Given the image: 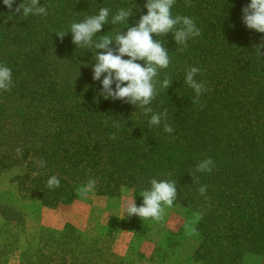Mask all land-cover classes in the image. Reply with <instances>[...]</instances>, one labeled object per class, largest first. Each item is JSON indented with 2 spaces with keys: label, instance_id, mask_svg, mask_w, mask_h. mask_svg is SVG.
<instances>
[{
  "label": "trees",
  "instance_id": "1",
  "mask_svg": "<svg viewBox=\"0 0 264 264\" xmlns=\"http://www.w3.org/2000/svg\"><path fill=\"white\" fill-rule=\"evenodd\" d=\"M22 2L15 0L10 10L0 0V64L11 69L13 79L10 90L0 91V174L21 168L12 179L20 196L55 208L95 179L94 195L119 197L129 188L142 204L140 194L151 179L175 180L173 207L194 217L197 245L186 260L243 264L254 256L264 261V48L258 56L254 47L264 42V33L243 23L242 9L251 0H192V7L176 0L173 16L193 18L202 33L182 53L172 33L153 34L171 57L157 79L168 75L173 81L158 90L150 107L155 113L167 109L171 134L163 124L149 126L151 114L142 109L104 99L103 76L93 79L94 53L73 44L70 31L63 41L56 36L102 7L111 9L109 23L94 39L126 33L147 14V0H39L48 14L28 17L15 12ZM129 7L127 27L110 23L119 8ZM191 67L201 70L195 79L210 89L200 97L202 109L192 103L195 93L184 82ZM41 158L43 168L36 163ZM208 158L215 162L213 171L195 172ZM52 176L60 180L59 188H48ZM201 185L207 186V200L198 192ZM0 215L23 225V214L13 205L0 203ZM156 225L135 227V238L147 236L154 243L151 260L164 262L170 240L162 227L153 231ZM109 232L89 238L71 224L60 231L41 228L39 244L25 251L20 264H130L111 252L116 237Z\"/></svg>",
  "mask_w": 264,
  "mask_h": 264
},
{
  "label": "clouds",
  "instance_id": "2",
  "mask_svg": "<svg viewBox=\"0 0 264 264\" xmlns=\"http://www.w3.org/2000/svg\"><path fill=\"white\" fill-rule=\"evenodd\" d=\"M5 6L10 10L13 8L15 0H3ZM176 0H147L144 5L147 14L142 15L135 26L128 27L126 33L117 31L114 35H101L99 33L103 25L109 23L111 9L102 7L98 14L87 16L82 22H72L68 31H59L56 33L61 41L70 31L72 34V43L77 47L89 49L94 53L96 63L93 65V79L100 81L102 79V90L99 93L104 99L121 100L130 103L143 110L145 115L150 116L149 126H160L163 124L164 132L171 134L174 128L167 123V109L163 113H155L150 107L153 100L158 95V90H167L172 85V78L165 75L162 81L157 77L161 70L169 68L171 57L169 51L163 46L160 39H153V34L157 37H164L168 33L173 34L177 47L176 51L183 52L188 47V41L201 36V30L195 24L193 18L172 14L173 6ZM186 7L194 6L192 0H185ZM133 8H119L112 15L111 24H125L127 27L128 19L133 15ZM16 13H21L23 17L29 15L46 16L47 8L40 5L39 0H23L15 8ZM242 20L248 29L255 30L258 33H264V0H251L242 9ZM12 17H9L11 19ZM264 41V37L261 38ZM115 44L114 47L110 45ZM255 51L258 56H262L260 48H264V42L256 45ZM94 50V51H93ZM97 50H103L102 52ZM124 57H128L125 59ZM137 61H143L144 64ZM201 70L197 67H191L187 70L185 83L194 91L192 98L194 105H200V97L207 91H210L204 83L195 79ZM113 85L115 87L113 88ZM159 85V89L158 86ZM13 86L12 71L9 67L0 64V91H8ZM201 109L203 105H200ZM107 124V120H105ZM119 128V124H113ZM110 139H116L113 133ZM175 137H173L174 139ZM16 153L23 155L22 148H16ZM37 166L43 168L46 161L42 158L36 161ZM215 168V162L211 159H205L199 162L195 172L211 173ZM194 183L198 180L192 174ZM97 181L89 179L87 184L77 189V194L81 197H87L89 193L95 190ZM175 180H157L151 179L149 189L144 190L140 195L143 197V203L137 206L134 198L122 204V209L127 217L138 216L144 222L152 220L161 223L165 220L167 210L171 209L177 199L178 191ZM50 189L59 188L60 180L57 176H52L47 181ZM200 195H206L207 186L201 185L198 189ZM123 216V218H124ZM202 214H197V219ZM195 229L190 224L185 225V234L192 235Z\"/></svg>",
  "mask_w": 264,
  "mask_h": 264
},
{
  "label": "rangeland",
  "instance_id": "3",
  "mask_svg": "<svg viewBox=\"0 0 264 264\" xmlns=\"http://www.w3.org/2000/svg\"><path fill=\"white\" fill-rule=\"evenodd\" d=\"M21 172L20 167H14L0 174V203L13 205L22 212L24 218L23 225L18 226L15 222L5 221L0 215V264H20L25 251L39 244L41 228L60 231L67 224L73 225L89 238H98L110 230L109 233L116 237L113 242L110 241L111 252L117 257L126 258V262L131 261L130 264H193L186 258L196 248V235L195 232L186 235L185 225L190 224L194 228V217L185 209H168L165 220L157 223L153 229L162 227L163 236L170 240L169 243L165 241L164 248L171 253L167 260L159 262L150 258L154 251L153 241L144 235L138 240L134 233L137 230L135 227L151 226L153 221L144 222L138 216H124L122 204L126 201L134 198L137 206L142 205L131 189L123 188L119 197L96 196L91 192L87 197L78 196L71 202L49 208L34 199L20 196L12 179ZM103 252L108 255V252ZM243 264H264V261L248 256Z\"/></svg>",
  "mask_w": 264,
  "mask_h": 264
}]
</instances>
